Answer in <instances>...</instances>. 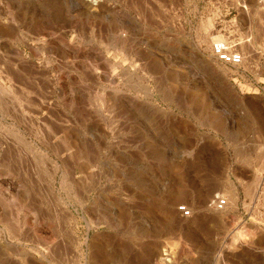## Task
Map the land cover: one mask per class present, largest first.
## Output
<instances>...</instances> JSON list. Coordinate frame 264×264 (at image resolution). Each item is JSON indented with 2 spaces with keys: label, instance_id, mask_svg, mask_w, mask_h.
<instances>
[{
  "label": "rangeland",
  "instance_id": "374dc122",
  "mask_svg": "<svg viewBox=\"0 0 264 264\" xmlns=\"http://www.w3.org/2000/svg\"><path fill=\"white\" fill-rule=\"evenodd\" d=\"M0 264H264V2L0 0Z\"/></svg>",
  "mask_w": 264,
  "mask_h": 264
},
{
  "label": "built area",
  "instance_id": "2783aa9c",
  "mask_svg": "<svg viewBox=\"0 0 264 264\" xmlns=\"http://www.w3.org/2000/svg\"><path fill=\"white\" fill-rule=\"evenodd\" d=\"M264 2V0H261ZM237 43H232L225 41L224 43H215L213 46L214 57L225 64L230 65H240L245 61V53L237 49ZM213 207L218 211H223L228 206V199L226 197H217V199L212 202ZM179 212L183 217H189L192 215L191 210L185 204L179 206Z\"/></svg>",
  "mask_w": 264,
  "mask_h": 264
},
{
  "label": "bare ground",
  "instance_id": "6f19581e",
  "mask_svg": "<svg viewBox=\"0 0 264 264\" xmlns=\"http://www.w3.org/2000/svg\"><path fill=\"white\" fill-rule=\"evenodd\" d=\"M221 43H224V42H221Z\"/></svg>",
  "mask_w": 264,
  "mask_h": 264
}]
</instances>
